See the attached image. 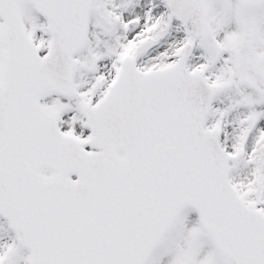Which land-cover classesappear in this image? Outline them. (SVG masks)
<instances>
[{"label":"snow or ice","instance_id":"obj_1","mask_svg":"<svg viewBox=\"0 0 264 264\" xmlns=\"http://www.w3.org/2000/svg\"><path fill=\"white\" fill-rule=\"evenodd\" d=\"M0 264H264V0H0Z\"/></svg>","mask_w":264,"mask_h":264}]
</instances>
